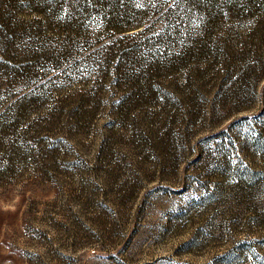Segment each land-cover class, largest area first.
Listing matches in <instances>:
<instances>
[{
    "label": "rangeland",
    "instance_id": "1",
    "mask_svg": "<svg viewBox=\"0 0 264 264\" xmlns=\"http://www.w3.org/2000/svg\"><path fill=\"white\" fill-rule=\"evenodd\" d=\"M0 264H264V0H0Z\"/></svg>",
    "mask_w": 264,
    "mask_h": 264
},
{
    "label": "trees",
    "instance_id": "2",
    "mask_svg": "<svg viewBox=\"0 0 264 264\" xmlns=\"http://www.w3.org/2000/svg\"><path fill=\"white\" fill-rule=\"evenodd\" d=\"M4 169L7 171V170H9L10 168H9V167H7V168H6V167H4Z\"/></svg>",
    "mask_w": 264,
    "mask_h": 264
}]
</instances>
